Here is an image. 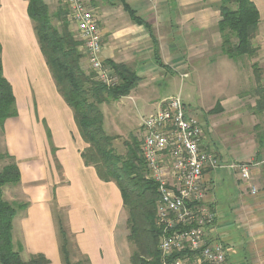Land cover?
I'll return each instance as SVG.
<instances>
[{
	"label": "crops",
	"instance_id": "0c3cea01",
	"mask_svg": "<svg viewBox=\"0 0 264 264\" xmlns=\"http://www.w3.org/2000/svg\"><path fill=\"white\" fill-rule=\"evenodd\" d=\"M251 1L259 12L252 45L257 50L262 86L264 0ZM86 2L98 20L104 63L122 65L135 75L138 82L126 98H143L152 108L150 116L172 96L159 99L155 90L161 82L169 83L178 72H186L188 78L190 69L196 71L199 64L207 63L211 44L220 42V0ZM27 6L28 0H0L2 75L11 86L17 111L16 117L5 121L3 136L6 153L19 170V186L27 204L14 221L15 234L21 236V257L27 261L41 254L50 264H63L59 223L68 239L71 264V251L87 264H131V255L125 252L128 235L123 237L121 193L114 182L102 181L94 167L85 165L81 153L88 146L40 52ZM150 87L156 88L147 92ZM148 93L154 94L152 99ZM215 107L208 113L225 109L222 102ZM187 115L194 116L188 111ZM202 121L205 142L220 161V168L202 177L204 201L215 215L211 236L224 246L227 264H264V162H241L227 155L206 119ZM106 128L103 120L109 135ZM139 129L143 137L141 123ZM256 144L255 158L261 159L264 143L257 139ZM235 163L255 164L248 182L229 168Z\"/></svg>",
	"mask_w": 264,
	"mask_h": 264
},
{
	"label": "trees",
	"instance_id": "16d2710c",
	"mask_svg": "<svg viewBox=\"0 0 264 264\" xmlns=\"http://www.w3.org/2000/svg\"><path fill=\"white\" fill-rule=\"evenodd\" d=\"M217 8L220 15L217 31L221 41V55L233 62L255 58L257 50L253 47L252 40L259 23V12L255 4L251 0H220ZM27 12L34 25L40 52L57 90L72 110L79 134L88 146L81 153L85 165L94 167L102 181L114 182L121 193L123 207L128 213L127 240L136 245V251L130 256V263L158 264V237L157 230L153 228L156 186L151 180H146V166L136 142L127 145L128 150L124 156L114 154L111 148L114 139L104 132L103 114L100 110V105L109 100L117 101L128 96L138 79L129 69L117 64L110 65L118 78L114 87L108 88L102 82L92 80L93 76L90 75L89 78L80 67L81 55L77 51L79 43L71 36L66 22L60 27L53 25L44 0H28ZM252 70L259 95L255 107L257 112L263 113L261 72L257 64H252ZM215 110H219V104ZM16 115L11 86L2 75L0 47L2 132L5 121ZM257 139L264 143V132L258 134ZM4 158H8L9 162L0 171V264H50L41 254L30 256L24 261L21 257L22 246L18 243L16 250L14 248L13 220L25 205L9 204L3 199L4 186L20 184L19 170L13 158L8 154ZM57 232L63 264H71L68 239L59 223Z\"/></svg>",
	"mask_w": 264,
	"mask_h": 264
},
{
	"label": "built area",
	"instance_id": "2783aa9c",
	"mask_svg": "<svg viewBox=\"0 0 264 264\" xmlns=\"http://www.w3.org/2000/svg\"><path fill=\"white\" fill-rule=\"evenodd\" d=\"M76 36L82 43L88 67L95 79L114 87L118 79L101 56L102 44L96 14L86 0H63ZM180 80L187 74L179 76ZM143 137L140 156L146 180L156 186L155 229L158 264H227L221 242L211 236L215 215L204 201L202 177L220 168L209 150L201 121L189 117L180 93L158 105L152 116L141 120ZM254 163H235L229 168L248 182ZM251 190V194H255Z\"/></svg>",
	"mask_w": 264,
	"mask_h": 264
},
{
	"label": "rangeland",
	"instance_id": "374dc122",
	"mask_svg": "<svg viewBox=\"0 0 264 264\" xmlns=\"http://www.w3.org/2000/svg\"><path fill=\"white\" fill-rule=\"evenodd\" d=\"M44 1L48 7L51 23L60 27L66 22L71 36L79 43L77 51L81 55L80 67L82 71L89 78L92 75V80L97 81L88 67L85 49L75 35V25L70 19L64 1ZM209 41L212 43L213 40ZM220 43L221 41L217 42L216 45L211 44L206 56L208 58L207 63L204 65L199 64L196 71L190 69L188 78L181 81L179 76L186 74V72H178V74L175 72L177 75H171L173 79L169 83L167 81L161 82L162 86H159L156 90V87H150L147 92L154 89L159 99L180 93L181 100L187 107L186 110L189 114L194 115L193 117L200 116L201 121L203 118L206 119L207 124L211 127L213 138L217 139L220 146L226 149L227 155H233L241 162H264V152L261 159L255 158L257 135L264 132V112L257 113L255 111L259 95L256 92L252 64L257 63L256 58H243L233 62L221 55ZM262 72L264 76V71ZM262 86L260 91H262V97L264 98V83ZM148 94L147 98L152 99L150 97L154 94ZM217 102H222L225 109L222 112L209 114L208 112L215 107ZM100 110L103 114L105 126H107L106 130L109 132V136L114 139L111 144L114 154L124 156L128 150L127 145L133 143V141L138 144L140 151L142 133L139 124L143 118L150 116L152 111V108L144 103L143 98H135L132 101L126 97L117 101L109 100L107 103L100 105ZM207 146L209 145L207 144ZM207 148L209 149V147ZM6 154L5 139L0 129V171L9 162L8 158H4ZM2 192L3 199L9 204H24L25 207L27 206L19 185H6L3 187ZM25 207L20 209L18 213L23 211ZM20 215L17 214V217ZM122 217L125 222V226L122 228L124 237L129 234L126 225L128 213L125 208H123ZM155 218L154 212L153 228H155ZM14 221L15 219L13 220L12 237L16 250L21 236L19 232L15 234ZM126 244L127 249L125 252L130 256L136 251V245L130 241ZM71 252V259L74 261L72 264H87L83 257L75 254L74 251ZM23 259L25 260L24 256Z\"/></svg>",
	"mask_w": 264,
	"mask_h": 264
}]
</instances>
